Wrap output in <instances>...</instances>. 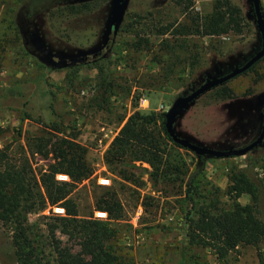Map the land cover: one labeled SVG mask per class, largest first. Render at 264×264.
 Returning a JSON list of instances; mask_svg holds the SVG:
<instances>
[{
	"label": "rangeland",
	"instance_id": "374dc122",
	"mask_svg": "<svg viewBox=\"0 0 264 264\" xmlns=\"http://www.w3.org/2000/svg\"><path fill=\"white\" fill-rule=\"evenodd\" d=\"M177 1L128 0L116 32L107 38L113 0H0V126L7 131L0 145L14 138L24 144L26 138L53 142L64 135L75 136L86 149L93 174L77 186L71 198L80 217L108 221L107 214L96 210L95 203L108 191L116 195L124 214L121 220L110 223L118 229L120 254L130 256L134 264H222L211 251L189 245L183 237L180 200L184 187L179 193L171 184L152 186L145 173L141 175L142 184L133 185L113 174L103 159L133 112L165 113L179 96L188 95L206 79L242 66L260 49L252 0H229L241 11L243 31L183 38L189 47L196 44V49H177L181 62L174 53L170 60L159 49L163 39L172 41L171 36H156L151 25L183 22L185 3L178 5ZM192 2V11L209 14L197 10V0ZM69 4L79 7L76 14H69ZM83 4L86 9L81 8ZM260 8L264 18V0H260ZM22 19L30 32L29 47L21 34ZM140 39H149L150 44L138 50L134 45ZM106 43L109 52L103 59L81 67L54 69L32 54L73 56L95 52ZM194 50L200 56L199 65L204 62L200 68L210 72L202 80H194L189 72L186 59ZM169 64L174 72L166 76ZM222 87L231 89L233 98L219 97ZM263 110L264 63H260L198 97L176 119L174 128L178 136L200 146L241 148L260 134ZM17 131H21L18 138ZM172 156H180L187 163L190 178L198 173L203 161L204 169L196 177L199 195L209 196L212 187L218 188L223 205L230 202L224 195L228 174L232 169L242 171L257 188L258 217L264 222V139L239 157L203 156L200 161L192 152L175 147ZM30 161L36 174L53 162L51 156L46 159L38 154L30 155ZM142 166L149 169L146 164ZM56 178L68 180L63 174ZM238 201L249 203V195H241ZM50 211L62 213L57 207H48L30 215L29 222ZM258 250L264 252V241L258 247L239 246L223 264H258ZM0 264H16L10 237L4 230H0Z\"/></svg>",
	"mask_w": 264,
	"mask_h": 264
},
{
	"label": "trees",
	"instance_id": "16d2710c",
	"mask_svg": "<svg viewBox=\"0 0 264 264\" xmlns=\"http://www.w3.org/2000/svg\"><path fill=\"white\" fill-rule=\"evenodd\" d=\"M184 1H177L178 5L185 3L183 22L174 21L160 27L151 25L156 36H171L172 41L163 39L159 49L165 56L169 55L170 60L174 54L175 59H179L177 49H196V44L190 47L186 44L185 40L190 36H225L243 31L241 11L229 0H215L212 12L205 16L190 9L192 0ZM67 7L69 14H76L79 9L70 4ZM81 8L86 9L87 5L83 4ZM152 16L150 13L149 17ZM138 19L143 17L138 16ZM26 24L22 19L21 34L24 44L29 47L32 41ZM143 44L149 45V39H140L134 47L139 50ZM108 52L109 44L106 43L92 53L52 57L51 60L54 69L81 67L95 64ZM32 54L38 59L42 56ZM199 58L194 50L186 59L194 80L205 79L210 74L207 69L200 68L204 62L199 65ZM260 63H264V57L248 71ZM172 67V64L168 65L166 76L174 72ZM218 96L231 99L233 93L222 87ZM5 133L6 129L0 126V143ZM16 135V138L20 137L21 131ZM75 138L64 135L53 142L26 138L24 144L14 138L0 145V230L10 237L16 264H134L130 256L119 253L118 229L110 223V220H121L124 214L116 195L108 191L95 203L96 210L105 212L108 221L93 216L80 217L71 198L77 186L93 174L92 165L86 159V149ZM174 147L181 148L167 134L164 112L135 111L114 136L103 159L113 174L133 185H141V175L145 173L152 186L171 184L179 189V193L184 187L180 200L183 237L189 245L211 251L220 263L223 264L239 246L258 247L264 241V222L258 217L256 186L242 171L232 169L224 193L229 204H222L218 188L212 187L209 196H201L196 177L204 169L203 156H197L202 163L198 173L190 178L187 163L180 156L170 157ZM33 154L46 159L51 156L53 162L44 172L36 174L30 161ZM58 174L65 175L68 180H58ZM243 194L249 195V203L245 205L238 201ZM48 207H57L62 213L50 211L49 215H39L34 222H29L30 215H38ZM257 255L258 264H264V252L258 250Z\"/></svg>",
	"mask_w": 264,
	"mask_h": 264
},
{
	"label": "water",
	"instance_id": "95a60500",
	"mask_svg": "<svg viewBox=\"0 0 264 264\" xmlns=\"http://www.w3.org/2000/svg\"><path fill=\"white\" fill-rule=\"evenodd\" d=\"M128 0H113V7L111 10L110 20L107 30L108 35L112 32H116L122 15L126 9ZM253 13L256 19L257 30L260 35L261 44L260 49L250 57L242 66L233 68L230 72L221 75L213 79H206L200 86L194 89L191 93L184 96H179L173 103V105L165 112V128L168 136L172 141L181 147L182 149L188 150L195 154L196 156H210L215 158H230L239 157L247 154L257 146H259L264 139V110L262 115V127L258 137L250 142L249 144L241 148H231L228 150H218L209 147L200 146L190 142L186 138H182L177 135L174 128V123L176 119L187 109V107L193 103L198 97L208 92L209 90L222 85L229 80L245 73L250 69L256 62L264 57V18L261 13L260 0H252ZM82 54V53H79ZM52 56L47 53H43L39 60L42 62H47L54 66L52 62Z\"/></svg>",
	"mask_w": 264,
	"mask_h": 264
},
{
	"label": "crops",
	"instance_id": "0c3cea01",
	"mask_svg": "<svg viewBox=\"0 0 264 264\" xmlns=\"http://www.w3.org/2000/svg\"><path fill=\"white\" fill-rule=\"evenodd\" d=\"M214 1L215 0H197V10L204 14L211 13Z\"/></svg>",
	"mask_w": 264,
	"mask_h": 264
},
{
	"label": "built area",
	"instance_id": "2783aa9c",
	"mask_svg": "<svg viewBox=\"0 0 264 264\" xmlns=\"http://www.w3.org/2000/svg\"><path fill=\"white\" fill-rule=\"evenodd\" d=\"M60 211L62 212V210L60 209Z\"/></svg>",
	"mask_w": 264,
	"mask_h": 264
}]
</instances>
